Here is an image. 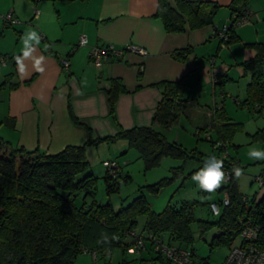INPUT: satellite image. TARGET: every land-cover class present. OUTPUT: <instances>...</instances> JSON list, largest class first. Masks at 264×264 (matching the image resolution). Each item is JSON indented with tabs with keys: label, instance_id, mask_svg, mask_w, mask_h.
<instances>
[{
	"label": "trees",
	"instance_id": "obj_1",
	"mask_svg": "<svg viewBox=\"0 0 264 264\" xmlns=\"http://www.w3.org/2000/svg\"><path fill=\"white\" fill-rule=\"evenodd\" d=\"M31 1L36 6L39 0ZM248 2L231 1L227 37L221 39L215 36L221 44L237 37L233 33V23L245 12L249 17ZM218 8L217 2L208 0H174V5L169 0H157L154 15L162 21L167 33H180L186 26L194 30L212 25ZM255 46V56L243 62L244 69L250 72L245 103L260 108L264 107V43H255ZM189 52L187 46L172 55L185 60ZM215 76L218 78L216 73ZM162 84V97L148 126L120 127L114 135L90 137L84 144L67 145L54 154H46L39 149L12 147L0 136V264H70L82 252L128 249L139 237L143 239L145 248V240L150 242V234L163 235L169 244L189 249L187 244L192 239L190 224L195 220L196 202L176 204L169 201L162 211L155 212L145 197L139 194L116 210L110 202L95 200L96 177L89 171L86 154L87 145L123 139L128 147L137 151L146 167L156 165L163 156L186 157L188 153L184 148L168 141L153 125L157 123L169 127L177 119L186 107L184 92L187 82L182 78ZM126 91L119 78H110L106 93L111 114L118 95ZM69 114L74 122L80 123L71 111ZM210 115L211 123L205 126L218 132L216 147L222 149L230 137L226 127L230 124L224 123L222 107L215 105ZM229 157L228 153L223 160L228 179L220 187V190L226 191L228 203L224 204L223 199L209 203V210L212 203L223 206V210L219 208V214L213 215L219 216L215 222L198 219L200 231L203 233L210 224L216 225L218 233L213 236L211 245L225 244L230 248L241 230V219L251 218L259 229L257 244L264 246V195L256 200L241 194L238 179L231 172L233 165L238 167V164L233 157ZM105 161L116 162L112 159ZM116 164L114 173L105 169L103 179L107 194L117 191L121 180L130 179L120 173L119 164ZM83 173L82 177H78ZM159 184L151 185L152 190L158 191ZM79 191L83 192L81 204L76 203ZM86 196L92 198L88 204ZM140 214L145 216V221L143 233L138 234L135 225ZM171 240L178 243L173 244ZM150 249L153 250L151 243ZM189 250L194 252L192 248ZM156 257L163 258L158 254Z\"/></svg>",
	"mask_w": 264,
	"mask_h": 264
},
{
	"label": "crops",
	"instance_id": "obj_2",
	"mask_svg": "<svg viewBox=\"0 0 264 264\" xmlns=\"http://www.w3.org/2000/svg\"><path fill=\"white\" fill-rule=\"evenodd\" d=\"M54 1L60 2L57 9L45 12L42 5H37L36 11L29 13L14 3L9 10L16 22L6 25L1 15L9 10L3 12L5 6L0 7V39L4 32L17 36L10 49L0 47V58L6 57L4 64L0 59V136L12 147L39 149L46 154L57 153L67 145L84 144L90 137L114 135L120 127L150 125L162 97V83L182 78L188 83L198 71L192 55L213 38V31L222 24L214 17L212 25L194 30L186 26L183 32L167 33L154 15L157 0ZM169 1L174 5V0ZM208 1L227 8L229 18L232 0ZM249 4L250 0L248 9ZM29 30L41 36L35 55L45 57L42 73L27 60L21 74L16 63L23 49L21 37ZM81 35L87 43L71 52ZM107 44L116 50L133 44L146 53L124 50L97 67L89 52ZM187 46V59L173 57L174 52ZM63 59L68 60L67 68L61 65ZM110 78H119L127 90L118 95L112 114L106 93ZM69 111L80 123L71 119ZM153 126L162 132L158 127L163 126ZM101 143L106 142L87 145L86 150Z\"/></svg>",
	"mask_w": 264,
	"mask_h": 264
},
{
	"label": "rangeland",
	"instance_id": "obj_3",
	"mask_svg": "<svg viewBox=\"0 0 264 264\" xmlns=\"http://www.w3.org/2000/svg\"><path fill=\"white\" fill-rule=\"evenodd\" d=\"M14 3L24 13L26 8L29 13V10L33 12L35 7L30 0H0V7L5 6V12L14 7ZM250 3L248 19L233 27V33L237 36L233 41L221 44L217 38H210L192 55L197 61L198 71L187 83L184 92L186 107L169 127H158L168 141L176 142L185 149L188 153L186 157L163 156L156 165L146 167L137 151L128 147L123 139L101 143L98 147L86 150L89 171L96 177L94 198L98 202H110L117 210L142 194L155 212L162 211L169 201L176 204L196 202L195 220L190 224L192 239L187 247L192 248L200 259H205L207 264H222L229 248L225 244L211 245L213 236L218 233L217 226L210 224L201 233L197 221L199 219L212 223L218 220L219 216H213L210 212L209 203L217 202L226 195V191L220 188L213 194L205 193L192 181V175L203 166L205 158L215 155L224 160V156L229 153L243 170V174L238 178L241 194L250 199L255 197L256 200L264 195V183L259 185L255 179L258 176L264 179V161L253 160L248 155L253 148L264 151V107L245 103L250 72L243 67V62L257 53L255 43H264V0H250ZM37 5L38 8L42 5L47 12L57 9L60 2L39 0ZM222 10H226V13L222 14ZM227 15V8L219 6L214 21L219 18L222 20L220 28L228 22ZM2 24L0 18V26ZM15 34L4 32L0 47H13L17 39ZM212 73L217 74L218 82L213 81ZM215 105L222 107L224 123L230 124L226 125L230 137L222 149L216 147L218 132L205 126L211 123L209 116ZM111 159L119 164L120 173L128 175L130 179L121 180L119 189L107 194L103 179L104 161ZM83 175L84 173L79 174L78 177ZM157 183H160L158 191L152 190L151 185ZM82 198L83 192L79 191L76 203L81 204ZM91 200L90 196L85 197L87 204ZM220 210H223V206ZM144 221L143 214L137 216L135 231L138 234L143 233ZM145 243V248L141 249L130 247L125 250L112 248L106 252H82L70 264H176L156 257L157 254L150 249L149 240L146 239ZM171 243L178 242L171 240Z\"/></svg>",
	"mask_w": 264,
	"mask_h": 264
},
{
	"label": "built area",
	"instance_id": "obj_4",
	"mask_svg": "<svg viewBox=\"0 0 264 264\" xmlns=\"http://www.w3.org/2000/svg\"><path fill=\"white\" fill-rule=\"evenodd\" d=\"M36 11V9L34 8ZM1 18L4 22V25L16 22L14 19L12 10L7 11L6 13L1 15ZM248 19V12H245L242 16L237 18L233 23L236 26L239 23ZM227 23L222 26V28H218L213 31L211 37H219L221 39H226L227 37ZM87 43V39L85 35H81L77 45L73 46L71 51L73 52L77 46H83ZM125 51L135 52L138 54H145V50L135 46L133 44H128L125 46ZM124 50H116L113 46L107 44L106 46L101 47H93L90 52L89 56L93 64L99 67L103 61H106L109 57L113 55H121ZM1 62L4 64L6 62L5 57H1ZM61 65L64 68H67L69 63L67 59H63L61 61ZM213 81H216V76L212 73ZM105 169L109 170L111 173L115 172L117 168V164L114 161H105L104 163ZM228 179V177H227ZM256 180L259 182V185L263 183L262 177H257ZM248 200V198H246ZM223 203H228V196L227 194L223 198ZM213 205L216 206L219 212L220 206L216 203H212L210 205V211L212 215H217L213 212ZM242 226L241 230L238 235V241L233 243L228 253L222 262V264H264V246H258L257 239H258V225L253 222L251 218L244 219L242 218ZM134 233V232H133ZM150 243L153 247V250L164 259L169 262H174L176 264H207L205 259H200L195 252L169 244L163 235H149ZM144 247L143 239L141 237L135 240V244L133 245V249H141Z\"/></svg>",
	"mask_w": 264,
	"mask_h": 264
},
{
	"label": "clouds",
	"instance_id": "obj_5",
	"mask_svg": "<svg viewBox=\"0 0 264 264\" xmlns=\"http://www.w3.org/2000/svg\"><path fill=\"white\" fill-rule=\"evenodd\" d=\"M23 42L22 54L17 56L16 63L21 74L25 71V61L31 60L32 67L37 72H43V61L45 57H37L35 55L36 47L39 45L41 36L35 30H29L21 37ZM249 157L253 160L264 161V151L258 149H251L248 153ZM231 172L234 173L235 178H239L243 174L240 167L233 165ZM228 174L224 171L223 159H218L215 155H210L203 161V166L195 172L191 179L196 184L197 188L205 193L213 194L219 189L227 180ZM213 212L219 214L215 205Z\"/></svg>",
	"mask_w": 264,
	"mask_h": 264
}]
</instances>
